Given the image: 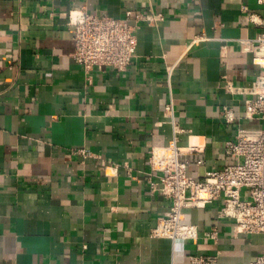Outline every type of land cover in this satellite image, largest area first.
<instances>
[{"label": "crops", "instance_id": "0c3cea01", "mask_svg": "<svg viewBox=\"0 0 264 264\" xmlns=\"http://www.w3.org/2000/svg\"><path fill=\"white\" fill-rule=\"evenodd\" d=\"M81 6L163 19L141 23L126 71L95 67L89 84L67 24ZM243 6L264 19L257 0H0V264H186L217 249L220 264H246L264 251L263 234L218 217L221 201L189 215L201 232L219 226L217 242L151 234L170 208L149 183L153 147L198 145L205 164L190 172L202 176L231 161L239 129L263 126L244 117L249 95L225 88L264 71L241 48L264 31Z\"/></svg>", "mask_w": 264, "mask_h": 264}, {"label": "built area", "instance_id": "2783aa9c", "mask_svg": "<svg viewBox=\"0 0 264 264\" xmlns=\"http://www.w3.org/2000/svg\"><path fill=\"white\" fill-rule=\"evenodd\" d=\"M257 1L264 4V0ZM243 12L250 22L264 27L260 15L247 6H243ZM161 19L162 13L144 10H128L124 17H113L85 6L70 9L67 24L75 45L71 55L84 68L88 83L95 67L126 71L137 57V32L141 23ZM240 43L242 50L252 54L253 63L264 69V31L255 37L242 38ZM225 88L231 93L248 94L244 117L260 118L263 126L239 129L235 138L224 145L231 161L222 168L207 170L202 176L190 172V166L205 164L203 150L198 145L181 147L175 138L166 146L151 149L148 175L151 189L170 200L168 213L160 216L152 229L153 237L187 241L204 236L217 242L219 226L201 232L189 215L193 208H204L218 201H221L218 217L232 220L236 233L264 236V71L249 86L228 81ZM172 112L173 105L169 103L166 113L172 116ZM221 115L227 124L239 119L227 105L222 107ZM80 151L85 153L84 149ZM220 256L217 249L212 253L191 252L185 257L186 264H220ZM246 264H264V251Z\"/></svg>", "mask_w": 264, "mask_h": 264}]
</instances>
